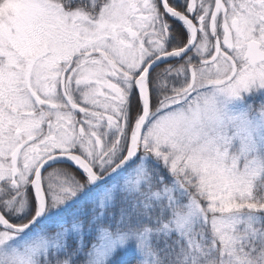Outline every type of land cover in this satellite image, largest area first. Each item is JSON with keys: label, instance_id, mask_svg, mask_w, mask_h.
Listing matches in <instances>:
<instances>
[{"label": "snow or ice", "instance_id": "1", "mask_svg": "<svg viewBox=\"0 0 264 264\" xmlns=\"http://www.w3.org/2000/svg\"><path fill=\"white\" fill-rule=\"evenodd\" d=\"M0 264H264V0H0Z\"/></svg>", "mask_w": 264, "mask_h": 264}]
</instances>
